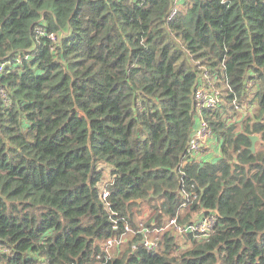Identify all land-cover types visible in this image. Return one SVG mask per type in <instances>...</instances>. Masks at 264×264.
Returning a JSON list of instances; mask_svg holds the SVG:
<instances>
[{
	"label": "trees",
	"instance_id": "obj_1",
	"mask_svg": "<svg viewBox=\"0 0 264 264\" xmlns=\"http://www.w3.org/2000/svg\"><path fill=\"white\" fill-rule=\"evenodd\" d=\"M173 5L0 0V264H264V0ZM207 81L219 153L183 165ZM201 211L207 240L163 229ZM139 224L157 251L110 258Z\"/></svg>",
	"mask_w": 264,
	"mask_h": 264
},
{
	"label": "built area",
	"instance_id": "obj_2",
	"mask_svg": "<svg viewBox=\"0 0 264 264\" xmlns=\"http://www.w3.org/2000/svg\"><path fill=\"white\" fill-rule=\"evenodd\" d=\"M173 1L174 5L171 9L169 19L173 18L177 12L176 4L179 1ZM0 94H2V91H0ZM220 102V94L213 86H211L210 81L196 86L194 96L195 123L188 143L189 155L183 161V165L187 162L208 160L210 156L214 159V157L218 155L219 143L208 122L202 117L201 111L204 108H217L220 105ZM210 142H212L211 152H204V149L209 146ZM107 197L108 191L104 190L102 193V199L105 200ZM199 214V217L190 223L179 224L177 219H169L165 226L172 229L177 234H191L194 238L207 240L215 227L216 213L201 211ZM165 226L163 227L164 230ZM117 229L118 227L115 225L113 230L116 231ZM163 229H156L152 231L139 224L138 227L133 230L129 225H124V228L121 229L117 236L106 241V251L123 246L126 242L127 236H130L131 239H137L135 245H141L146 251H157V243L153 238V232L160 234V231L162 232ZM37 264L45 263L38 262Z\"/></svg>",
	"mask_w": 264,
	"mask_h": 264
},
{
	"label": "rangeland",
	"instance_id": "obj_3",
	"mask_svg": "<svg viewBox=\"0 0 264 264\" xmlns=\"http://www.w3.org/2000/svg\"><path fill=\"white\" fill-rule=\"evenodd\" d=\"M178 1H180V0H178ZM214 84H212V82H211V86H213ZM214 87V86H213ZM222 103V100H221V102H220V104ZM257 142H256V144H255V149L257 148ZM211 150H212V142H210L209 143V146L208 147H206L205 149H204V152H211ZM216 155H217V151H216ZM213 160V159H212ZM103 169H104V174H103V176H102V180H101V182H100V184H99V188L100 189H104V188H106V186L110 183V180H111V178H110V176L108 175V169H109V167L107 166V165H103ZM188 212L187 211H185V212H183V214H182V219L184 218V216L187 214ZM148 214H149V210H148V207L147 206H144L142 209H140V215H139V219L140 218H144V219H147L148 218ZM199 215L200 214H198V213H194V214H191L190 215V218H189V220H188V222H191V221H195L198 217H199ZM188 222H184L183 224H186V223H188ZM153 230H156V228L154 227V229H152V231ZM165 230H168V231H170L171 233H173L174 235H176V236H178V234H176V233H174V231L172 230V229H170V228H168L167 226H165ZM160 231V230H159ZM160 233H161V231H160ZM158 234L157 233H155V232H153V237H156ZM130 239H131V237L130 236H127V238H126V242H125V244L128 242V241H130ZM180 239V238H179ZM181 240H184V239H181ZM201 239L200 238H198V241H200ZM125 244L123 245V247L121 248V249H123L124 247H125ZM189 247V245H185V248H188ZM118 250H119V248H112V249H109L108 250V254H109V257L110 258H114V257H116L117 256V252H118Z\"/></svg>",
	"mask_w": 264,
	"mask_h": 264
},
{
	"label": "water",
	"instance_id": "obj_4",
	"mask_svg": "<svg viewBox=\"0 0 264 264\" xmlns=\"http://www.w3.org/2000/svg\"><path fill=\"white\" fill-rule=\"evenodd\" d=\"M249 139H250V142H251L250 151L252 153H254L255 152V144H256L258 138L256 136H250Z\"/></svg>",
	"mask_w": 264,
	"mask_h": 264
}]
</instances>
